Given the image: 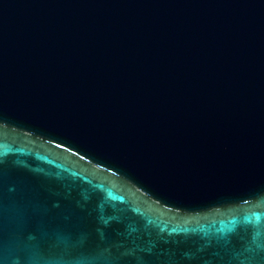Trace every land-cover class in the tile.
<instances>
[{
    "label": "water",
    "instance_id": "obj_1",
    "mask_svg": "<svg viewBox=\"0 0 264 264\" xmlns=\"http://www.w3.org/2000/svg\"><path fill=\"white\" fill-rule=\"evenodd\" d=\"M0 264H264V0H0Z\"/></svg>",
    "mask_w": 264,
    "mask_h": 264
}]
</instances>
